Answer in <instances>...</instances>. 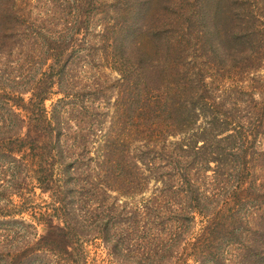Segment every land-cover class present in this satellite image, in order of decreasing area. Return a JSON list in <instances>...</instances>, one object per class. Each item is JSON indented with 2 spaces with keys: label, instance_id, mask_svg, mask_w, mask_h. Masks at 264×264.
I'll list each match as a JSON object with an SVG mask.
<instances>
[{
  "label": "trees",
  "instance_id": "obj_1",
  "mask_svg": "<svg viewBox=\"0 0 264 264\" xmlns=\"http://www.w3.org/2000/svg\"><path fill=\"white\" fill-rule=\"evenodd\" d=\"M235 1L236 5H226L227 0H160L155 5L154 0H128L129 7L133 6L131 13L114 19L113 26H104L102 37L109 51L104 65L117 77L113 81L103 78V86L102 78L94 77L93 84L103 88L104 107L112 110L103 113L110 126L103 135V149L95 153L87 141L91 136L73 131L75 126L82 130L81 111L89 109L74 96L75 67L86 60L65 59L69 41L57 44L44 37L46 49L57 51V55L44 59L45 65L52 61L47 68L50 76L37 82L39 87L27 106L12 102L16 92L9 89V94L2 93L9 87L1 85L0 159L10 156V162H18V153L8 151L18 141L21 148L38 152L35 157L42 176L37 180L45 186L41 189L57 196L59 212L75 228L66 219L60 233L62 242L66 238L69 243L67 238L74 234L82 236L75 223L79 210L72 205V195L90 202L89 207L94 204L103 217L112 220L119 211L114 203H107L110 192L141 194L147 180L144 173L149 172V179L159 171L155 178L163 184L159 195L139 209L140 216L137 213L142 227L150 226L147 231L153 235L152 242L157 241L152 255L145 247V233L138 230L137 250H148L149 264H167L160 259L166 246L160 236L168 232L164 212H174L181 232L187 227L181 221L189 219L188 213L183 215L185 210L196 209L208 216L215 200L220 203L238 195L235 190L246 184L248 201L254 204L250 212L240 216L243 206L238 204L225 222H211L206 227L208 244L199 264H264V89L260 92L257 88L264 76L250 79L257 87L242 85L245 76L259 73L263 67L264 5L258 9ZM2 15L0 50H12V21L8 12ZM41 34L42 30L36 36ZM33 87L17 93L27 94ZM55 87L63 98L48 108L46 102L57 94L52 93ZM109 93H115L114 103ZM237 111L238 117L234 115ZM87 127L95 128L92 124ZM84 160L87 162L82 165ZM209 172L212 175L207 176ZM207 179L209 186L202 191ZM99 185L103 191L97 189ZM83 186L92 187L93 193ZM207 189L212 198L206 197ZM173 202H183L186 209L182 213L174 210ZM232 218L235 221L229 222ZM108 226L103 219L104 240L110 232ZM238 228L242 229L240 235L236 234ZM118 241L112 247L115 257ZM56 248L53 250L59 253L60 247ZM229 250L233 254L230 259L225 257ZM167 252L171 258L172 245ZM135 263L146 264L141 257Z\"/></svg>",
  "mask_w": 264,
  "mask_h": 264
},
{
  "label": "rangeland",
  "instance_id": "obj_2",
  "mask_svg": "<svg viewBox=\"0 0 264 264\" xmlns=\"http://www.w3.org/2000/svg\"><path fill=\"white\" fill-rule=\"evenodd\" d=\"M159 1L154 0L155 5H159ZM237 1L238 5H255L258 9L264 5V0ZM230 2L233 5L237 4L235 0H227L226 5H229ZM132 9L133 6L129 7L128 0H0V17L3 16V12H8L12 21L11 27L14 29V31L10 30L9 34V39H12L10 44L14 48L0 50V88L3 84L9 87L2 93L9 94V89L20 93L24 89L32 88L36 81L32 92L24 95L13 93L11 96L12 102L16 101L17 104L27 106L32 100L34 89L39 87L37 82L48 79L50 76V71L47 68L52 64V61L50 60L45 65L44 59L50 55H57V51L46 49L44 43L48 42L44 40V37L52 42L57 41V44L69 41L71 43L70 50L66 53L65 59L73 56L76 61L81 57L84 58L83 61L86 60L85 62L81 61V64H77L75 67L74 75L78 79L75 80L77 89L74 91V96H78L79 101L84 102L85 107L89 109L81 111L80 119L84 121L82 130L75 126L73 131L79 135L91 136L87 140L91 144V152L95 153L103 149V135L108 131L110 120L103 119V113L108 112V107H104L106 98L101 101L104 95L103 88H98L93 82L94 77L99 76L102 78L99 82L103 86V78L113 81L117 77L115 72L109 70L111 67L104 65L109 52L106 48L105 38L102 37L104 26H113V23L117 21L114 19H123L124 15L131 13ZM41 30L46 36L42 34L36 36ZM113 42L114 39H111L109 44L112 45ZM74 44L75 46H73ZM91 44L98 46L93 47ZM261 66L263 67L259 73L245 76L242 79L244 81L242 85L248 88L257 87L256 82L250 79H255L258 75L264 76V60ZM260 84L261 86L257 88L262 92L264 82L262 81ZM93 86L95 87L93 88ZM52 93L58 94V87H55ZM57 94L52 95L46 102L48 108L56 104L58 99L63 98L61 94ZM115 97V93L111 94L110 101L114 103ZM245 97L249 99L247 96ZM7 98L10 97L7 95ZM239 114V111L234 112L236 117ZM89 124L95 128L87 127ZM18 142L13 145L14 148H8V151L18 153L16 156L19 159L18 162H10L12 161L10 156L0 159V167H2L0 168V264H136L137 257H141L143 263H152L151 258L146 255L148 250L143 252L137 250L139 248L138 230L145 233V247L151 249L150 254L152 255L156 253L152 249L157 241L152 242L153 235L147 231L150 226L142 227V219L138 217L137 213L140 216L141 210L139 209L145 205L149 206L151 199L159 195V190L163 186L160 181L155 179L158 177L157 175H160L159 171L153 172V174L157 173L154 174L156 176L149 179V172L144 173L147 180L141 194L135 192L127 194L125 191H122L121 194L110 192L111 198L107 200V203L110 205L114 203L119 211L112 220L103 217V211L99 213L94 204L89 207L90 202L79 200L78 195H72V205L79 210L75 223L82 236L78 235L80 236L78 237L73 233L74 236H69V239L67 238L69 243H66V238L62 242L60 233H62L61 230L65 227L68 217L59 212L58 209L61 205L58 203L57 196L51 197V192H44L41 189L45 186L40 185L37 180L42 176L39 173L40 161L35 157L38 152L21 148ZM84 161L81 163L82 165L87 162V160ZM142 170L144 169L142 168ZM210 175L212 172L207 173V176ZM26 177L28 179L25 181ZM246 182L248 183V180ZM209 183L210 179H207L201 190L204 191L206 187L208 188ZM76 186L78 185L73 186L75 191ZM248 186L249 184H246L239 191L236 189L235 192H239L238 195L232 194L220 203L215 200L213 202L215 204L210 207L213 212L208 216L199 213L196 209L191 212L185 210L183 215L188 213L189 219L181 221V223L187 224L186 229L181 232L177 230L178 223L175 221L178 217H175L174 212H164L162 215L165 224L167 223L168 232L160 236L162 239L160 242L166 244L162 251L164 257L160 259H163V262H167V264H199L203 248L208 244L209 231L206 227H210L211 222H225L230 210L236 208L238 204L243 206L240 216L250 212V208L254 204L248 201L250 197ZM48 188L51 189L50 186ZM78 188L77 191H79ZM85 188H88L90 194L93 193L92 187ZM97 189L103 191V186L99 185ZM232 189L234 186L231 187ZM228 191H230V187ZM212 195L208 193L207 189L206 197L209 199L212 198ZM100 198L103 202V193ZM114 198H116L115 201ZM90 199L88 196V200ZM82 207L85 208L80 212ZM172 208L181 213L186 209L183 202H173ZM103 219L109 223L110 232L106 240L103 239L101 232ZM68 221L70 220L68 219ZM232 221L235 219L232 218L229 222ZM70 224L74 228L71 221ZM241 231L242 229L238 228L236 234L240 235ZM214 238L212 237V239ZM171 239L173 240L171 241ZM117 240H119L120 247L118 255L115 257L112 247ZM171 245L174 253L170 258L167 249ZM56 247H60L59 253L53 250L57 249ZM227 249L226 246L224 251L226 252ZM230 255L233 254L229 250L225 257L230 259ZM206 264L214 263L209 261Z\"/></svg>",
  "mask_w": 264,
  "mask_h": 264
}]
</instances>
